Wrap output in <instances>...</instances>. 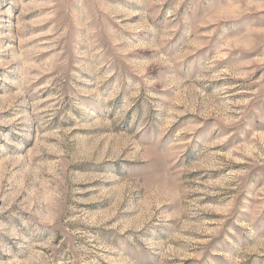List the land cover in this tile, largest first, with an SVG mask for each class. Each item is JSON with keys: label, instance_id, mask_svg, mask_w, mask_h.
I'll return each instance as SVG.
<instances>
[{"label": "rangeland", "instance_id": "rangeland-1", "mask_svg": "<svg viewBox=\"0 0 264 264\" xmlns=\"http://www.w3.org/2000/svg\"><path fill=\"white\" fill-rule=\"evenodd\" d=\"M0 264H264V0H0Z\"/></svg>", "mask_w": 264, "mask_h": 264}]
</instances>
